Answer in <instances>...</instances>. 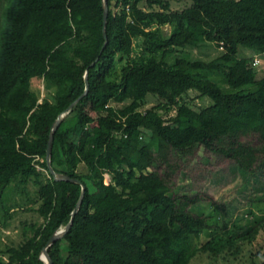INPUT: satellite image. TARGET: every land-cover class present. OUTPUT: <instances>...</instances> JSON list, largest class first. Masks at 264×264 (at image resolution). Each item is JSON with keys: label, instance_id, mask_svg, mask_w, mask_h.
I'll return each instance as SVG.
<instances>
[{"label": "trees", "instance_id": "16d2710c", "mask_svg": "<svg viewBox=\"0 0 264 264\" xmlns=\"http://www.w3.org/2000/svg\"><path fill=\"white\" fill-rule=\"evenodd\" d=\"M187 2L173 10L170 0H107L105 39L103 0H0V205L9 217L11 195H28L32 183L39 203L29 209L41 219L24 225L0 264H45L42 250L70 221L82 186L69 230L47 247L53 264H190L196 256L264 264V216L197 246L208 228L190 210L197 196L172 192L199 149L264 189V76L238 54L264 55V0ZM212 47L221 50L211 58L166 61L178 48ZM86 72L87 93L64 115L51 149L55 172L80 183L56 180L46 164L50 130L84 92ZM204 72H222L228 88ZM33 79L54 88L51 99L39 101ZM189 90L211 103L194 110L182 99ZM148 95L161 102L142 112ZM252 200L264 203V190Z\"/></svg>", "mask_w": 264, "mask_h": 264}, {"label": "rangeland", "instance_id": "374dc122", "mask_svg": "<svg viewBox=\"0 0 264 264\" xmlns=\"http://www.w3.org/2000/svg\"><path fill=\"white\" fill-rule=\"evenodd\" d=\"M173 10H184L188 8L187 0H170ZM164 34L168 35L171 26H163ZM132 57L136 58L141 50V38H135L132 42ZM221 50L220 47H212V49H195V48H178L170 54L166 61L173 62L176 58L185 57L187 59L200 57L211 58ZM247 53L253 60L259 74L264 76V55L253 54L246 48L239 47L238 54L242 56ZM124 63L117 61V70ZM205 76L217 82L223 89H227L226 79L222 72H204ZM32 89L38 94L39 101L43 97L49 99L48 92H53L54 88L48 89L44 86L42 80L33 79ZM252 88V87H251ZM183 101L193 108L199 110L208 106L211 102L207 97H201L195 90H189L184 96ZM181 99V100H182ZM128 100L118 102L112 100L113 106H121ZM161 102V99L155 95H148L141 108L143 112L146 108ZM176 109L173 108L167 114H163L164 118L174 115ZM95 116L94 112H91ZM238 169V170H237ZM241 170L236 166L220 157L208 154L203 149H199L197 154L190 161H186L182 172L173 185L172 192L197 196V202L190 207L191 212L196 215H203L207 218L208 228L205 229L198 239H194V245H201L217 232H233L247 228L264 216V203L254 202L252 199L258 197L264 189H261L259 182H248L241 175ZM243 174V172H242ZM246 174V173H244ZM247 175V174H246ZM108 176L105 174L104 183L108 184ZM27 193H15L11 195L9 217L4 218L0 205V255L6 245H16L23 240V227L26 224L41 220L37 213L29 208H36L39 201L36 194V186L28 183ZM241 258L239 261H244ZM190 264H219L209 260L205 256H196Z\"/></svg>", "mask_w": 264, "mask_h": 264}, {"label": "water", "instance_id": "95a60500", "mask_svg": "<svg viewBox=\"0 0 264 264\" xmlns=\"http://www.w3.org/2000/svg\"><path fill=\"white\" fill-rule=\"evenodd\" d=\"M107 15H108L107 0H103V35H104L105 39L107 38V34H106V31H105ZM105 44H106V41H105ZM105 44H104V46H105ZM104 46H103V48H104ZM91 65H93V63ZM88 85H89L88 84V77H87V72H86L85 73V90H84V92L77 99H75L68 106V108L64 112L59 114V116L57 117V119L55 120V122L53 123V125L51 127L50 134H49V139H48V143H47V148H46V164H47V167H48L50 173L54 176V178L56 180H66V181H72V182L80 183V181L78 179H76V178H72L69 175L55 172V170L53 169V167L51 165V149H52V144H53V135H54V132L56 131L58 125L60 124V122L63 119V117L66 114V112L68 110H70L71 107L87 93ZM84 191H85V188H84V186H82L81 196H80L75 208L72 211L71 219L68 222V224L63 229L55 232L50 237V239L48 240L46 246L43 248L41 259L45 262V264H53L49 254L47 252V247L50 246L54 241H56L57 239L62 237L69 230V228H70V226L72 224L73 217L76 214L77 210L79 209V207H80V205L82 203Z\"/></svg>", "mask_w": 264, "mask_h": 264}]
</instances>
